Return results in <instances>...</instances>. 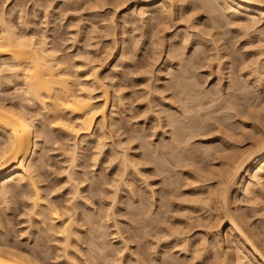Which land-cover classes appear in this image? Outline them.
Segmentation results:
<instances>
[{"label": "bare ground", "instance_id": "6f19581e", "mask_svg": "<svg viewBox=\"0 0 264 264\" xmlns=\"http://www.w3.org/2000/svg\"><path fill=\"white\" fill-rule=\"evenodd\" d=\"M40 1L42 3L45 2V1L43 2L42 0H38L35 1V3L39 6L38 9H44L45 12L50 10L47 9L46 7L50 5L53 6L52 3H54V1L52 2L51 0L50 1L46 0L48 1L47 3L50 2L49 3L50 5L49 4L45 5L46 3L45 2L43 6V4ZM65 1L67 2L68 0ZM92 1L93 3H90ZM99 1L85 0L84 2V4L87 3L86 4L87 7L88 6L92 7V8L89 7V9H87V11H90V14L93 13L88 18H90L92 15L94 17V18L91 17L94 20V22L91 21L90 23L89 21L90 23L89 28L91 26L92 28L93 27L96 28L97 22L95 25L96 15L94 16V13L95 14L97 13V15H99L100 9H103L108 5L116 6L119 9L120 6L123 7L126 6L127 4L132 3L135 9H132L133 7L132 8H129L128 6H127L128 8L126 7L128 12L125 13L123 12L124 15L122 14L123 15L122 20L120 19L123 22L122 23L123 25L122 27L119 26V29L122 30L123 26L126 28V26H130L129 24H131V26L133 27V25L135 26L137 22L140 23L142 22L144 25L148 26V34H146L145 32V36L146 35L149 36L151 42L150 41L148 42L152 43L154 48V55L153 52H151L152 54L151 58L149 57L148 59L151 60L155 56L154 61L152 60V67L154 65L153 63L154 62L157 63L159 60H161L158 58H162L163 55L166 57V61L167 59L170 60V61L168 60L170 63H173V61L175 60L176 62L178 61L177 64L175 63L177 65L175 66L176 68H174L173 65H170L169 73L167 72L168 70L166 69L167 70L166 72L170 76V79L168 83V88H166L167 84H164L167 83V81H165L163 83V89L166 88V90L168 91L164 90L163 91L164 93L163 92L161 93L159 89L162 88H160L159 86H158L159 88H157L156 85L154 86L153 84L152 86L156 87V89H154V87L152 86L149 87V90L152 87V89H154L153 92L155 93V95H157V98L156 97L153 98L154 95L151 96V98H153L152 100L153 103H155V105L151 102L150 99V103L152 104L150 105L151 107L149 108L151 109V111L150 109L147 111L148 114L150 112H151L150 115L152 114L150 118L152 122L150 123L153 124L151 128L153 132L150 131L149 129L150 132L147 133L146 131L148 129L145 128L144 126L146 131L143 129V131H145L143 134H140V132L138 131L139 132L138 135V132L136 130L135 132L137 133H134L136 135L133 134V136H129V135H128L129 137L126 136L129 130H126L125 128L127 132L121 133V132H125V131H121V128L124 127H122L123 126L122 123H121L122 126H120L119 122H121V120L118 121L119 119L117 118V116L119 117V115H116L118 112L115 113L114 111L116 105L115 102L116 103L119 102V104H122L125 97H123V100L121 101L123 96L122 94L124 93H121L118 84L115 83L116 81L120 83V81L119 80L114 81L116 78L113 76L112 79L109 73H113L114 71L116 72V70H118L121 66H123V63L125 62L127 55H129V51L130 52L133 51V49L131 50V48L127 43L128 35L126 36V34L128 33L125 32L126 30H124V28L123 31L121 32L122 34L119 33L120 35H122L123 39L122 37L120 38V35H118L119 37L116 38V39L118 38L121 39V41L119 42H121L122 49L120 48L119 50L122 51V53L121 54L119 53L118 58L116 57L118 61L116 60L117 63L114 62L116 64L113 66V70H111L113 72L110 71L104 73L108 69H105L103 72H100V69L103 68L102 65L98 64L95 66H90L92 63L96 61L94 59L93 61L91 58H86V60L84 58L83 63L80 66L76 67L77 69L74 68L76 71L71 73L70 71L71 67H69L68 65L69 62L61 54L60 46H62L65 39L64 41L62 40L63 43L61 44L62 41L60 37L57 38L58 36H56L55 38V36H53L54 37L53 39V37L47 36V34L51 31L55 33V31L53 30L50 31L46 30L48 29L47 26L49 25L48 21H50L51 19H49V17H46L47 22L45 24L44 22L35 23L33 21H35L36 19H33L32 21V18H34V16L36 17V15H33V17L30 20L28 18L31 17L28 16L29 14H27L26 16L28 17H26L24 16L25 14L20 13L22 15L18 14L19 15L18 17L20 19L19 25L16 26L13 17L16 12L15 10L17 9V7H19V5L15 8H12L8 12L7 4H9L8 2H10V0H0V211H1L0 212V264H97V257L94 254V250L95 249L97 250L98 248H100L99 250L101 256L105 259L106 258L109 259V262L107 264H115V262L118 261L117 260L118 258L116 260L114 259L113 257L114 254L120 253L122 255L123 253L121 252L123 250L125 251L128 245L124 246L123 249L121 250L119 249L120 251L119 250L116 251L111 245L108 244V242L105 241V238L107 237V236L105 237V234L95 232L96 230L97 231L101 230L104 226H107V228L104 227L105 229L103 228V230L108 229V227H110L109 222H111L110 221L111 217L114 216L113 214L115 212L113 213L112 208L111 209L108 208L109 211L107 210L106 214L102 216V220H101L102 222L101 221L99 222L100 216H98L99 214L98 209H96L97 212L93 211V213H91L90 211L88 213L86 211L88 209L84 207L85 205L84 200L86 198L83 196V193L88 192L87 193L88 195H86V193L84 194L86 196H89V193L93 189L92 193H94L95 195V193H97L98 191V188L102 187L101 186L102 184L99 183H95L94 185H91L94 183L93 182L94 180L90 183L91 186L88 184V188L89 187L92 188L91 190L87 188L90 192L87 191L86 188L83 186V183H85L84 181H88L89 179L86 180L87 177L84 174L85 170H82L83 168L85 169L86 165H85L84 155L81 152V150L84 149V145L90 143L91 141H95L96 143L95 149L98 150V152L96 151L97 153L95 154L96 157L93 158V160L96 162V163L94 162L95 164L93 166H96L97 162L100 161L99 158L101 154L104 153V149L107 148V145L108 146L111 145L110 149L112 148V151L110 150V152L115 156V160H116L115 162L118 163L117 164L118 168L116 171L118 179H113L114 181L112 180L113 182L111 183L116 188L113 196L115 197L114 202H116L115 199L118 198L119 192L121 193L120 190L123 187L122 185H125L126 188L129 187L128 191L130 187L131 189L133 187V189L130 190L129 192L134 194V186H132V181L128 180L130 176L131 178L134 176H135L134 178H138L137 176L141 175V177L145 176L146 178H148V176L146 175L143 176V172H142L143 170L141 171L142 168H139V166L140 167L145 166V163L146 166H149L150 170L152 169L154 172L157 173L158 176L159 174L164 175V172L166 173L168 171L166 175L170 172L168 169L170 167L167 168L168 164H172V166H175L173 168L171 167L172 169H170L172 170L171 171L172 173L174 170L175 172L176 170H179V168L185 169L186 171L188 168L189 173L188 172L185 173V175H187V173L189 174L187 175L189 176L188 178L189 180L188 179L187 180L193 181L192 185L194 186L197 185L195 187L196 189L198 188V190L193 192V190H195L194 189L195 187L193 186L194 187L193 190L191 189L192 193L189 192L191 194L190 195L188 194L190 198L186 197L188 200L186 198L184 199L188 204H191L190 206L192 207L187 208L189 207V205L187 207H184L183 209L185 210L184 212L182 210H178L179 212L182 211V213H184V215H182L181 218L184 217L186 219V217H188L189 215V218H187V220L189 221L190 219V222L185 221L184 218H183L184 221L187 222L188 224L185 223L183 219L181 221L185 223L184 224L186 225L185 227L186 228L188 227L190 231L194 228L193 226H195L196 229L198 228L204 229L205 226L207 233L204 231L205 229L203 231L209 236L208 238L211 239V244L209 245L206 244L207 239L202 237V234L199 237L200 238L199 243L195 242L196 241L195 239H197L196 237H193L194 238L193 240L192 239L189 240L190 238H192L189 236L190 237L188 239L189 241L185 238L188 242V244H186L185 243L186 240L183 239L185 236L182 238L180 236L181 233L179 231L177 230L172 231L171 229L174 226L171 227V225L165 228L164 226L162 227V231H163L162 234L164 235L163 237L160 238H158V236L156 235L157 242L162 243L163 242L162 240L166 239L164 241H168L170 243L169 241L170 239L173 240L174 238L175 240V238L178 237L176 238V240L179 239V241H185L184 244L182 245L184 246L187 245V247H182V246L181 247L186 249L188 248L189 251L191 248L192 251L190 252H194L193 254H195L196 252V255H198L199 253L201 254L202 252H207L209 249H211V251L214 252L213 254L209 250V252H211L213 255L211 261L209 258L210 255H206L208 256V259H204L206 261L208 260L207 261L208 264H264V221L262 225L260 223L261 225L260 226L257 224L258 221L256 222L254 220V217L257 216H259V218H262L263 216L264 218V118H263L264 116H261L262 115L261 113L263 111L261 112V110L256 107L255 109L253 107L252 110L251 108L248 109L246 111V112L249 111L247 113L248 115H246V112L240 113L241 108H239L240 109L239 110L237 108L238 106L235 109L237 103L235 105L234 102L237 97L235 94L236 92L234 91L236 83L233 82L234 81L233 77L237 73L240 74L238 76H240L239 79H241L242 77L241 74L243 75L245 72V70L243 69L246 68L245 67L242 68V71L240 69V72L237 71L231 73L230 70H234L235 66H237V60L232 58V61H230L231 59L230 57H232L231 53L234 52V47L230 48V46H234L235 44L234 42L233 43L231 42V44L229 45V40H228L230 37L231 39L233 37L232 39L233 41L236 38L235 35L237 33H239L238 35L240 36V38L242 37L245 39L246 38L245 36H247V40H248V36H251L250 32L251 33L258 32L257 34H259V36L260 35L262 36L264 34V31L261 28V27L264 28V25L259 26V24H261L264 20V0H99ZM36 4L35 6H37ZM74 4L76 5V3ZM42 6L44 8H40ZM60 6L58 5V7ZM185 6H188V8H190L188 9L190 10V14H189L190 16L194 13L189 18L190 19L189 22L186 12H183V9H186ZM83 7L85 8V5ZM48 8H51V6ZM66 9L67 8H65V10L61 9L62 11L61 13L67 15V13L65 14V12H67L70 8H68L67 11ZM92 9L94 10V12H92L93 11ZM18 10H20L19 12L23 11L22 7L21 9ZM53 11L55 12V10ZM115 12L114 15L117 14V13L115 14ZM48 13L49 12H47L46 14L47 16ZM49 14H51V11ZM54 14L58 16L56 12ZM54 14L53 15L51 14L50 17H54ZM103 15L105 16L106 14ZM103 15L102 13H100V15L98 16L99 19L102 20ZM114 15L113 17L119 20L118 18H116L117 16L115 17ZM184 16L187 17V20L186 18H184ZM106 17L108 18L109 16ZM106 17L104 22H107V20L109 21V18L107 19ZM75 18L76 20L75 19L74 20L78 21L76 23L74 20L71 21L69 18L70 21L69 27L75 26L76 24L79 23L80 27L81 26L83 27L81 28L83 30L86 26L81 25L82 21H80V19L78 20L77 16ZM239 18L242 20V22L241 21L238 22ZM53 19H55V17ZM57 19L55 21H57ZM117 20L112 19L111 21L112 27L114 29L117 28L116 27V25H118ZM236 20L237 23L235 22ZM182 21L183 22L187 21V26L188 23L191 24L189 26V30L195 29V33H193L194 41L195 38L197 37V40L192 45L194 48V49L192 48V50L194 51L192 53L191 51H189V53H191L190 56H187L188 54L185 55L186 53L185 51L187 49V46L189 45V43L186 42V39L189 38L188 39L189 41L193 40L191 39L193 38L192 37L193 35L191 36V33H188V38H186L187 31L185 30L187 29L179 28L180 30L184 29L183 33L178 30L176 33L174 32V34H171L170 37L169 34L167 38L166 36L165 38L162 37L165 32L170 31L169 29L171 28H175L177 24L180 25ZM86 22L88 23L87 19L85 23ZM38 23L41 25L43 24L44 25L43 29H45L42 34L39 33L40 36H38V34L36 35L35 32H33V26L35 27V25H38ZM71 23L74 24L72 25ZM243 23L244 24L247 23V24L243 25ZM19 26L21 27L20 29L18 28ZM78 26L79 25L75 27L76 30L77 28L80 29ZM106 27H108V25ZM232 27L233 28L237 27V28L236 30L235 29L231 30ZM49 28L55 29V27H49ZM89 28H87L88 31L86 32V35L83 37V39L85 38L84 40H87L88 36L90 37L95 36L92 35L90 32L92 28H90L91 30ZM114 29L111 30V32L116 33ZM184 31L186 32V34ZM193 31L194 30H192V32ZM89 32L91 35L89 34ZM232 32L235 35L232 34ZM161 33L163 34L160 37L159 35ZM230 33L231 36L230 37L228 36L229 38L226 39L225 38L227 37L226 35L227 34L230 35ZM77 34L80 33L77 32ZM239 36H237L238 39ZM261 36L260 38H262ZM49 38H51L52 40ZM129 38L130 40L132 39V37ZM179 39L180 40L184 39V41L181 40L180 43L182 44L183 42L182 45L185 44L186 46L184 45L183 48L179 46L178 45ZM250 39L248 40L249 42ZM259 41H261L262 43L264 41V36L262 40L260 39ZM148 42L147 44H149ZM191 42L192 41H190V43ZM119 44L120 43H118V45ZM248 44L249 43H247V45ZM152 45L150 44L151 47ZM260 45L261 44L259 43V45L257 46ZM262 45L264 46V44ZM109 46L111 45L109 44ZM261 46L259 47L260 49L263 47ZM161 47L162 49L160 50L159 48ZM163 47L165 49H163ZM107 48L104 50V54L106 53ZM128 48H130V50ZM229 48L231 50L233 49L232 50L233 52L230 53ZM109 50H111L112 52V47H109ZM109 50L107 51V53L109 52ZM110 53H108L109 54L108 58L112 54ZM134 54L135 53L132 54L133 57L129 56L131 60L128 58L127 61L129 60L132 61V58L136 57ZM256 55H258L257 56L258 58L253 57L254 55L253 56L251 55L252 61L250 62V65L255 61L254 62L255 64L253 63L254 65H252V67H254L255 65L256 66L253 68V70H251V72L253 71L254 74L252 73L251 75L249 73L250 75L248 74L249 75L248 77L255 75L256 78L261 83H264V58H262L264 56V51L261 49L259 50L258 54L256 52ZM184 56L187 57L185 58ZM101 61L99 62L100 64ZM205 62H208L209 67L207 66V68L210 70V72L207 71L208 72L207 74L209 75L210 73V77H211L213 74L216 73L217 80L221 78L218 76L223 77L225 75L223 73L225 72L224 70H227V75H228V70L230 71L229 72L230 76L228 75L229 76L228 78H230V80H228L227 78V80L229 81V85L227 88L228 94L223 93L224 92L223 88L220 87L218 88L217 83H221L219 80H218L219 82L217 81L216 84L214 83L215 87L217 86L216 88L212 86V88H214L215 91L214 89L204 90V88L202 90H199L200 88H198V86L200 83L198 84V80H195L198 79L199 76L193 74H195L196 72L197 74H199V72L196 69L198 70H201L202 68L204 69L206 67V64H204ZM213 63L215 64V67L212 66ZM102 64H104V62ZM143 65L145 66L148 65L149 68L151 67L150 63L149 64L146 63ZM140 66L141 68H143L142 65ZM210 67H213L214 71L212 68L210 69ZM82 68L83 69L86 68V69L82 70ZM120 69L122 70V68ZM147 71L149 72V70ZM121 73L122 72H120V74ZM117 75H118V71H117ZM165 75L167 74L165 73ZM210 77L208 76L209 79ZM223 78H225V76ZM235 78H237L236 75ZM256 78H254V80H256ZM258 80H256V82ZM21 81H23V87L19 89H15L16 90L14 93L15 96L10 97L6 94V92H4L5 91L4 88H6L5 86H10L14 83H18ZM158 81L160 82L159 77L157 83ZM245 81L247 82L248 80L245 79ZM245 81L242 82L246 83ZM260 82L258 84H260V86H263V84H261ZM250 85L251 84H248L247 87H249ZM237 87H239L240 90L239 83L238 86H236V88ZM243 87H241L240 92L242 93L244 92V94L247 95L244 91L246 90L245 89L246 84L244 89H242ZM111 89H113L114 91L113 90L111 91ZM120 89L121 90L123 89L122 86ZM248 90L249 88L246 91L248 92ZM170 91L172 92L170 93ZM95 92L98 94H95ZM111 92H115L114 97H112ZM119 92L121 93V95ZM122 92H124V90H122ZM165 92L166 93L169 92L168 94H172V95L166 98L164 97V94H166ZM116 93L119 95L116 96ZM242 93H240V95ZM158 95L160 97H158ZM225 95L228 97H226ZM240 95L238 97H240ZM234 97H236L235 100L234 99L232 100V98ZM127 98L129 97H127L126 95V99ZM205 98H207L208 100ZM115 99H117L118 101H115ZM166 99L167 100L171 99L172 101L170 100L167 101ZM209 99H211V101H209ZM220 99H224L225 101L222 100L223 103L224 102L230 103V105L232 106L229 107V104L226 105L227 107L224 106L225 110L229 111L227 113L225 111L224 113L226 114L229 113V114L226 115L227 117L225 116L227 121H225L226 119L223 121L227 122V124L229 122L230 123L229 125H225V122H222L221 124H223L224 126L220 125L222 130H219L220 126H218V124H220V122L222 121L221 120L222 117H220L218 122L215 121L216 124L218 123L216 125L218 126V128L216 127L218 129L217 132L219 133L220 131L221 133V134L220 133L217 134V136L219 135L220 137L218 138L216 137L218 140L217 142H220L219 143L220 145L222 144L221 146L218 144L219 145L218 146L213 143V140L205 141L204 140L205 138L203 139V137L199 134H201V132L204 133L205 131L206 134H203L205 137L209 136L210 139L213 136L212 134H210L211 132L210 129L213 130L212 129L213 125L209 122L211 120L212 122H214L215 118L214 119L212 118L213 112L211 114L210 113L206 114L207 111L205 110L206 115L202 116L204 114L203 107L205 106V103L209 105L212 104V102L216 103L218 100L221 101ZM203 100H205L206 102ZM125 101L123 103H128L127 102L128 99ZM165 101L168 103H166ZM113 104H114V108L110 109L111 106L113 107ZM176 104L178 105L175 106ZM211 106L210 107L205 106V108L208 107V111H212L211 109H214V107L212 108ZM35 107H37V109ZM123 107L125 108L126 105L124 106L123 104L121 109H123ZM129 109L127 108V111H130ZM201 110H203V112ZM235 110L237 111L236 113L237 115L235 114L236 112ZM199 112L200 113L202 112V114L199 115ZM214 112H215L214 113V117H215V115L217 114L216 111ZM230 113H232V115ZM234 114L236 116H243V118L244 116L246 117L250 115L248 118L252 117L253 120H255V123H253L252 119L251 118L249 119L252 124L251 130H248L249 129L248 125L244 124L246 123V121H242L244 122L243 125L239 124L236 130V127L234 125L237 124V122H234V124H232L231 123L232 121L229 120V118H232V116L235 118ZM150 115H147L148 119ZM205 117H207L206 120H204ZM206 124H208V127L206 126ZM158 128L159 129L161 128L162 131H160L161 129L159 130ZM55 129L60 131L59 136L61 138L59 139L57 137L56 138L57 140H55L54 143H57L62 140L64 141L62 142L64 143V145L65 143L69 144L68 149L65 148L62 149L63 148L61 147L63 145L62 143H60L59 147L56 148V149H62L64 151L63 155L65 157L62 158L63 160L62 164L64 166V174L66 176L65 179L66 183L64 185L65 186L67 185L66 188L68 187V185H70L68 189V191L70 190L69 193H65L66 194L65 197L68 199L64 201L62 199L61 201L54 199V198L58 199L61 196V195L57 196V194L60 193L54 194L55 191L60 192L61 188L58 189V191L54 190V187H52L53 188L52 189L50 184H47V182L45 184L46 178L44 179L43 177L46 176L43 175V170H45L44 168L48 166V163L46 162V160H44V156L48 154L43 155L44 154L43 144L47 140H49L48 138H50L51 135L55 134L53 133L54 132L53 130ZM199 129L201 131H199ZM157 130L160 131L161 133H159ZM206 130H209V132ZM130 131L128 132L129 134L133 133L131 129ZM156 131L158 134L156 133ZM146 133L148 135L152 134L151 137L147 138V136H145ZM124 135L128 137L127 141L122 140ZM126 137H124L125 140ZM155 137L157 138L158 141L156 142L153 140L151 142L147 141V139L151 140V138L154 139ZM114 138H116L118 141H116V139ZM194 138L195 139L202 138L204 141H201L202 143L201 144L199 142L201 139L200 140L198 139L199 140L198 142L200 143L198 144L192 141L194 140ZM136 139L140 140L139 142L141 143H139V145L143 148L142 151L144 152L142 153L141 151L142 155L141 153L140 155L142 159L140 158L139 162L138 160L136 161V159L134 158L135 156L132 157V154L130 155V152L132 150L130 148L131 146L130 144H132L133 141H137ZM244 142L248 143L247 147L242 146L243 144H245ZM195 145H200V146L202 145L203 146L202 153L204 154H201L200 151H198L199 149L197 150L198 151L197 152L196 148L198 146L195 148L194 147ZM119 148H121V150ZM198 153H200L201 156L196 155ZM140 155L137 156V158H139ZM206 158H208L207 162H205ZM141 162H144V164H141ZM203 162H205V164ZM198 163H202V165H198V167H196ZM192 166L195 167L193 168ZM150 170L147 169V171L149 172ZM170 174L171 173L167 175L168 179L170 177L171 179L173 178L172 175L169 176ZM181 174L183 175L182 172ZM163 175L159 177H162L160 179L164 182V178L167 177L165 176L163 177ZM178 175L180 176V174ZM150 178H155V176ZM162 181L160 183H162ZM168 182H170L171 184L173 183V181L172 180L170 181V179L167 181V183ZM178 182L179 181L177 180V183L175 184L174 182V184L177 185L179 184ZM189 183L190 182H188L187 186L188 187L191 186L190 188H192V185ZM171 184L170 186L167 185V187L166 184H164V186L166 188L171 187L170 189H172L174 185ZM48 185H50V187ZM95 186H97L98 188L96 189ZM149 186L150 185H148V187ZM153 186L155 185L152 184V186H150L149 189L146 191L148 194L149 193L152 194L154 192L153 189H155L156 186L155 187ZM62 188H64V186ZM179 188H177L176 191ZM94 190L96 192H94ZM151 190L153 191L152 193ZM158 191L159 190H157L156 192L158 193ZM140 192L143 193L142 191ZM173 192L174 190H172L170 194L175 195V193ZM92 193H90L89 198L87 197L88 199L91 198V195H93ZM136 193L138 194V191ZM153 194L149 196H152L154 198L155 195L158 196V194H156L155 192ZM184 194H182V196ZM139 195H140V200L137 199V204L139 201L140 203L138 205L132 204L131 200H129L131 202L128 203V205H130V209L136 210L137 212L135 213L138 214V215L136 214L137 216L143 217L147 215V217H149L150 220H152L153 222H158L157 223L158 225L162 221L165 222L163 218L165 213L163 211H162L163 216L161 214H158V212H157L158 215L155 214L156 209L154 205H156L155 203H157L158 201L156 202V200H153L154 198L150 197L151 202L153 201V203L151 204L147 196L143 197V195L141 194H138L136 196ZM174 195H170V196L174 197ZM185 196H187V193L185 194ZM65 197H63V199H66ZM146 197L148 198V202H150L147 205L154 206V208L150 207L151 210L147 208L144 199ZM159 197H161L159 198L160 208L164 207L165 205L167 208L165 212L169 213L168 208L169 207L171 208L174 203L171 204L172 206H170L168 202H170V200L171 202H173L172 200L175 198L168 199L167 195L166 196L160 195ZM241 197L244 198L241 199ZM88 199L86 200V202H88ZM131 199H133V197ZM184 200L183 201L181 200V202L178 203L179 204L178 208H180V206L183 207L182 204L185 202ZM132 201L136 203L135 199H133ZM166 203H168L169 205H166ZM187 203L184 204V206L187 205ZM88 204L90 203H86V205ZM112 205H115V203H113ZM131 206H133V208ZM111 207H115V206H111ZM152 209H155L154 212L152 211ZM85 211L87 213H85ZM203 211L205 215L199 216V214L201 215ZM13 214L16 215V217L22 215L21 217H19V219L22 218L23 216L26 218L25 219L23 217L24 220L23 219L22 220L24 223L28 224V226L26 227L27 230H24L23 228V230L21 231L22 234H20V230H19L20 235H15L21 237V239H23L22 237H26L24 235H27L26 239L24 238L25 240H27V242L24 241L26 242V244L22 242H18L16 239H12L13 237H11L14 236L12 232H14L13 227H15L14 224H16V223L13 224L12 218H10V216ZM192 215L194 217H192ZM160 217L161 219L163 218V220H160ZM201 217L204 218L203 221L200 220L202 219ZM15 220H17V218H15ZM198 220L201 221V223ZM181 221L179 222L181 223ZM194 221L196 222L198 221L199 223H195ZM21 222L22 221H20V223ZM24 223H21L22 226L26 225ZM177 223L176 226H178ZM190 223H192L191 225L194 224L193 226H191L192 228L188 226L190 225ZM200 225L202 226L204 225V226L202 227ZM17 226L19 227V225ZM86 226L87 228L88 227L89 228L85 230L84 228ZM116 226H118L117 223ZM180 226L182 227L183 224L181 223L179 227ZM186 228L184 229V232ZM123 230L121 231V228H119V230H117L116 232L118 236L121 238L124 235ZM193 230H195V228ZM190 231H188V234L193 232ZM124 232L126 231L124 230ZM85 233L90 234L91 237H93V235H96L95 237L98 238V239L96 238L97 240H93L95 238L90 239V241L92 240L93 242L89 244L88 248H85L84 246ZM91 233H93V235ZM156 233L159 234V231ZM19 237L17 239H19ZM180 238H182L183 240H180ZM99 239H102V241L99 242ZM13 240L15 241L13 242ZM173 242L177 243V241H173ZM164 243L165 245L168 244L167 242ZM23 244L27 246H23ZM167 248L165 250H167ZM165 252L169 253V248L168 251ZM112 253H114L112 256L113 260H111V257L108 258L110 254L112 255ZM207 254L209 253L207 252ZM201 255H204V253ZM164 257L165 256L162 253V258ZM199 257L201 258V256ZM169 258L170 255L169 257L167 255V260ZM119 261H122V258H119ZM206 261H204V264H207Z\"/></svg>", "mask_w": 264, "mask_h": 264}, {"label": "rangeland", "instance_id": "374dc122", "mask_svg": "<svg viewBox=\"0 0 264 264\" xmlns=\"http://www.w3.org/2000/svg\"><path fill=\"white\" fill-rule=\"evenodd\" d=\"M20 1V2H19ZM30 1V2H29ZM35 1H38V0H35ZM35 1L34 0H10V2H8L9 4H7V10H8V12L12 9V8H15V7H17L18 5H19V7H17V9L15 10L16 12H15V14H14V17H13V19L15 20V24H16V26L17 25H19V15H22V14H20V13H23V14H25L24 16H26L27 14H29L28 16H31V17H28V16H26V17H28L30 20H31V18L33 17V15H36V17L34 16V18H32V21H33V19H36L35 21H33V22H39V23H43L44 22V24L47 22V18L46 17H49V19H51V20H53V21H48L49 22V25H50V23H51V25L49 26V27H55V29L57 30H55L54 28H49L48 26H47V28L48 29H46L47 31H50V30H53V31H55V33L54 32H49L48 34H47V36L48 37H53V36H55V38H56V36H58L57 38H59L60 37V39H61V41L63 40L64 41V39H65V41H64V43H63V41L61 42V44H62V46H60V48H61V54H62V56H64V58H66L67 59V61L69 62V67H71L70 68V71H71V73L72 72H75L76 70L75 69H77L76 67H78V66H80L82 63H83V61H84V58H85V60H86V58H91L92 60L94 59L96 62H94V63H92L90 66H95V65H102V69H100V72H103L105 69H108L107 71H105L104 73H107V72H110L111 70H113V66L117 63L116 62V60H117V58H118V55H119V53L121 54L122 53V51H120L119 49L121 48L122 49V45H121V42H119V41H121V37H122V35H120V34H122L121 32L123 31V28H124V30H126L125 32L126 33H128V34H126V36L128 37H126L127 39H128V41H127V43H128V45H129V47L131 48V50L133 49V51H129L130 50V48H128L129 50V55H127V57H126V59H125V62L123 63V66H121L120 68H122V70L119 68L118 70H116V72L114 71H111V72H113V73H109V75L111 76V78L114 76L116 79L114 80V81H116V80H119L120 81V83L118 82V81H116L115 83H117L118 84V87H119V90L121 91V93H124V94H122L123 96H122V99H121V101L123 100V97H125L124 98V101L125 100H127L128 99V103H123L122 102V104H119V102L118 103H116L115 102V109H114V111H115V113H117L116 115H119V117L121 118H119L118 116H117V118L119 119L118 121H120L121 120V122H119V124H120V126H122V124H123V126L122 127H124V128H121V131H125V132H121V133H126L127 131L126 130H129L130 131V129L132 130V132L133 133H131V134H129L128 132H127V135L126 136H133V134L134 133H137L138 131L140 132V134H143L145 131H146V129L145 128H147L148 130L146 131L147 133H149L150 131H152L151 130V128H152V126H153V124L152 123H150V122H152V120L150 119L151 118V115H150V113L148 114L147 113V111L150 109L149 107H151L150 105L153 103V98L154 97H156L157 98V95H155V93L153 92V90L154 89H156V87L157 88H162V89H159L160 91H161V93L165 90V91H168V90H166V88H168V83H169V79H170V76L168 75V73L170 72V65H173L174 66V68H176L175 66H177L176 64H177V62H176V60L175 61H173V63H170L169 61V59H167V61L169 62H167L166 61V57L163 55L162 56V58H158V59H161V60H159L157 63L156 62H154L153 64V67H152V60L154 61V58H155V56L150 60V59H148L149 57L151 58V52H153V55H154V48H153V45H152V43H150L151 42V40L149 39V36L148 35H146L145 36V32H146V34H148V26L147 25H144L142 22L140 23V22H137V24H135V26L133 25V27L131 26V24H129L130 26H126V28L123 26V28H122V30H120L119 29V26H121L122 27V17H123V15H124V13L125 12H128L127 11V8L129 7V8H132V9H135L134 8V5H132V3H130V4H127L126 6H120L119 7V9L116 7V6H111V5H108V6H106V7H104L103 9H100L99 10V15H100V13H102V15L103 14H106L105 16L103 15L102 17L104 18H102V20L101 19H99V15H97V13L95 14L94 13V16H95V25H96V22H97V25H96V28H92V26L90 27V28H92V30L89 28V24L91 23V21H93L94 22V20L91 18V17H93V15L90 17V18H88L91 14H93V13H91L90 14V11H87V9H89V7L90 6H86V4H84V2H85V0H70L71 1V4H70V1L68 0L67 2L65 1V0H51L52 2L54 1V3H52L53 4V6L52 5H50L49 3H47L48 1H46V0H42L44 3H45V5L47 4H49L50 6H51V8H48V7H50V6H47L46 8L47 9H50V10H48V11H46L45 12V10L44 9H38V5L35 3ZM50 1V0H49ZM97 1V0H96ZM99 1V0H98ZM41 2V1H40ZM69 2V3H68ZM100 2V1H99ZM42 3V2H41ZM44 3H42L43 4V6H44ZM57 3H58V5L60 6V4H61V6L60 7H58V5H57ZM64 3V4H63ZM74 3H76V5L74 4ZM79 3V4H78ZM90 3H93V1L92 2H90ZM35 4L37 5V6H35ZM73 4V5H72ZM89 4V3H88ZM72 5V6H71ZM79 5H80V7H79ZM82 5V6H81ZM85 5V8L83 7ZM130 5V6H129ZM40 7V8H44V7ZM68 6V7H67ZM76 6V7H75ZM128 6V7H127ZM21 7H22V9H23V11L22 12H19L20 10H18V9H21ZM55 7V8H54ZM56 7H57V9H56ZM63 7H65V8H70L68 11H69V13H68V11H67V9H66V11L67 12H65V14L67 13V15H64V14H62L61 12V9H64L65 10V8H63ZM77 7H79V8H77ZM122 7V8H121ZM127 7V8H126ZM45 8V9H46ZM90 8H92V7H90ZM185 8L188 10V9H190V8H188V6H185ZM52 9V10H51ZM95 9V8H94ZM186 9H183V12H186V15H187V17H188V22L190 21V17L194 14H192L191 16L189 15L190 14V10H186ZM18 10V11H17ZM53 10H55V12H56V14H58V16H60V17H58L57 15H55L54 13V11ZM93 10V9H92ZM186 10V11H185ZM50 11H51V14L53 15L54 14V17H55V19H53L54 17H50V15L51 14H49L50 13ZM58 11V12H57ZM116 11V12H115ZM26 12V13H25ZM47 12H49L48 13V16L46 15L47 14ZM52 12H54V13H52ZM63 12V13H64ZM92 12H94V10L92 11ZM96 12V11H95ZM97 12H98V9H97ZM114 12H115V14L116 15H114ZM124 12V13H123ZM188 12V13H187ZM36 13H38V14H36ZM89 13V14H88ZM19 14V15H18ZM74 14H75V16H74ZM123 14V15H122ZM178 14V13H177ZM185 14V13H184ZM113 15L116 17V18H118L119 20H117V19H115L114 17H113ZM121 15V16H120ZM185 15V16H186ZM57 16V17H56ZM77 16V19L79 20L80 19V21H82V23H81V25H83V26H86L83 30L81 29V28H83L82 26L80 27V24L78 23V24H76L75 26H71V27H69L70 26V21H69V18H70V20L71 21H73L74 19L76 20V17ZM106 16H109L108 18H109V21L107 20L108 18L106 17ZM184 16V18H186V20H187V17H185ZM74 17V18H73ZM97 17H98V19H97ZM105 17L107 18L106 20H107V22H108V24H107V22H104V20H105ZM27 18V19H28ZM59 20H58V19ZM72 18V19H71ZM94 18V17H93ZM57 19V21H55ZM64 19V20H63ZM86 19L88 20V23L86 22L85 23V21H86ZM112 19L113 20H117V24L118 25H116V29H114L113 27H112V24H111V21H112ZM63 20V21H62ZM74 20V21H75ZM185 20V19H184ZM238 20V19H237ZM237 20L235 21L236 23H237ZM69 21V22H68ZM89 21H90V23H89ZM181 21V20H180ZM239 21H241L242 22V20L239 18V20H238V22ZM76 22H78V21H75V23ZM183 22V21H182ZM180 23V25L179 24H177L176 26H175V28H171V29H169L170 31H167V32H163V33H161L159 36L161 37V35L163 34V36L162 37H164L165 38V36H166V38H167V36H168V34H169V37H170V35L171 34H174V32L176 33L178 30L180 31V32H182L183 33V30L184 29H182V30H180L179 28H185V29H187V30H185V31H187V34H186V32H185V34L187 35V37L186 38H188V33H191V36L193 37V38H191V39H193V40H190V41H192L191 43H190V41L188 40V39H186V38H184V39H186V42H188L189 43V45L187 46V49H186V53H185V55L186 54H188L187 56H190L191 55V53L194 51V50H192V48H193V44H194V42L197 40V37L195 38V41H194V34L193 33H195V29H192V30H194L193 32H192V30H189V26L191 25L190 23H188V26H187V21H185V22H183V23ZM244 22V21H243ZM38 23V25H35V27L33 26V32H35V34L37 35L38 34V36H40V34H42L43 33V31L45 30V29H43L44 28V25L42 24H39ZM55 23V24H54ZM179 23V22H178ZM72 24V23H71ZM74 24V23H73ZM72 24V25H73ZM140 24V25H139ZM245 24H247V23H245ZM244 23H243V25H245ZM77 25H79L78 27L82 30H80V29H78L77 28V30H80V31H77L76 30V28L75 27H77ZM95 25H93V26H95ZM108 25V27H106ZM235 25V24H234ZM236 25H238V24H236ZM262 25H264V20H263V22L261 23V24H259V26H262ZM110 26H111V28H113L115 31H116V33L115 32H111V30H113V29H111L110 28ZM239 26H240V23H239ZM120 27V28H121ZM186 27H188V28H186ZM234 27V26H233ZM232 27V29L231 30H236V28L237 27H235V28H233ZM19 29L21 28L20 26L18 27ZM45 28H46V26H45ZM87 28H89L91 31V34L92 35H95V36H88V38H87V40H84L83 39V37L86 35V32L88 31L87 30ZM146 28H147V30H146ZM228 28H231V27H228ZM228 28H227V30H228ZM262 29H263V31H264V28L263 27H261ZM94 29V30H93ZM225 29V28H224ZM117 30H118V33H117ZM146 30V31H145ZM172 30V31H171ZM226 30V31H227ZM79 32L80 34H77V32ZM189 31V32H188ZM191 31V32H190ZM38 32V33H37ZM90 32H89V34H90ZM234 32V31H233ZM232 32V34H234ZM236 32V31H235ZM40 33V34H39ZM45 33V32H44ZM47 33V32H46ZM53 33V34H52ZM120 33V34H119ZM241 33V32H240ZM255 32H253V33H251L250 32V35L251 36H248V40L250 39V37H251V39H250V42L247 40V36H245L246 38L244 39V38H240V36L238 35L239 33H237L235 36H236V38L232 41V39H233V37H232V39H231V33H230V35H226L227 37H225L226 39H228L229 37V45L231 44V42L233 43L234 42V46H230V48L231 47H234V52L229 48V52L231 53V52H233V53H231L232 54V57H230L231 59H230V61H232V58H234V59H236L237 60V66H235V68H234V70H230L231 71V73L232 72H237V71H239L240 72V69H241V71H242V68H246V69H243V70H245V72H244V77H243V75L241 74V79H239L240 78V76H238V75H240V74H235L236 76H237V78H235V75H234V83H236L235 84V88H234V91L236 92L235 94H236V97H234V98H232V100L234 99L235 100V98H236V100H235V105H236V103H237V105L235 106V109H236V107L239 109V108H241V111H240V113H243V112H246L248 109H250L251 108V110H252V108L254 107V109H255V107L256 108H259L260 110H261V116H264V83H261L257 78H256V76L254 77V76H250V77H248L250 74L252 75V73H253V71L251 72V70H253V68L256 66H254V67H252V65H254L255 63V61L250 65V62L252 61V56L253 57H256V58H258L257 56L258 55H256V52H257V54L259 53V50H263L264 51V46L262 45V44H264L263 42L261 43V41H259L260 39L262 40V38H263V36H264V34L261 36L262 38H260V36H259V34H257L258 32H256L255 34H254ZM88 34V35H89ZM90 34V35H91ZM115 34V35H114ZM125 34H124V36H125ZM185 34H184V37H185ZM242 34V33H241ZM46 35V34H45ZM117 35V36H116ZM118 35H120V38H118V39H116L117 37H119ZM116 36V37H115ZM229 36V37H228ZM237 36H239V39L237 38ZM114 37H115V40H114ZM129 37H132V39L130 40V38ZM63 38V39H62ZM125 38V37H124ZM260 38V39H259ZM49 39H51V38H49ZM53 39H54V37H53ZM74 39H76V40H74ZM122 39H123V37H122ZM184 39L182 40V41H184ZM52 40V39H51ZM118 40V41H117ZM181 40L179 39V46H181L182 48H183V46L185 45H182L183 44V42H182V44L180 43L181 42ZM188 40V41H187ZM59 41V40H58ZM148 41H150V42H148ZM60 42V41H59ZM114 42H116L117 43V46H116V43H114ZM147 42L149 43V44H147ZM118 43H120L119 45H118ZM185 43V42H184ZM247 43H249V44H251V45H247ZM259 43L263 46H261L262 48L260 49L259 47L260 46H257V45H259ZM60 44V45H61ZM109 44L111 45V46H109ZM150 44L152 45V47L150 46ZM191 45V46H190ZM107 46H108V48H107ZM126 46H127V44H126ZM186 46V45H185ZM105 47V48H104ZM109 47H112V52H111V50H109ZM107 48V50H106V53L104 54V50ZM191 48V49H190ZM111 49V48H110ZM160 50L162 49V47L161 48H159ZM163 49H165L164 47H163ZM190 49V50H189ZM194 49V48H193ZM259 49V50H258ZM109 50V52L108 53H110L111 54V56L108 58V53H107V51ZM159 50V51H160ZM182 51H183V49H182ZM181 51V52H182ZM189 51H191V53H189ZM135 53L134 55L136 56V57H134V58H132V61H130L131 60V58L129 57V56H131V57H133V53ZM255 52V53H254ZM214 53V52H213ZM252 55V56H251ZM187 56H184L185 58L187 57ZM237 58H236V57ZM117 57V58H116ZM105 58V59H104ZM130 59L129 61H127V59ZM145 58V59H144ZM262 58H264V56L262 57ZM90 59V60H91ZM104 61H103V60ZM148 59V60H147ZM164 59V60H163ZM93 60V61H94ZM101 61V64L99 63L100 61ZM157 60V59H156ZM254 60V59H253ZM118 61V60H117ZM239 61V62H238ZM104 62V64H102ZM109 62V63H108ZM114 62H116V63H114ZM151 64V69H152V71H151V69L149 68V66L148 65H143V64ZM149 62V63H148ZM244 62V63H243ZM112 63H114V64H112ZM166 63V64H165ZM168 63V64H167ZM176 63V64H175ZM204 64H206V67L203 69H201V70H198V69H196L198 72H199V74H197V72L195 73V74H193V75H198L199 77H198V79H195V80H198V84H199V86H198V88H200L199 90H202L203 88H204V90H212V89H214V88H212V86H214L215 87V84L217 83V81L219 80L221 83H217V86H218V88L220 87V88H223L224 90V92L223 93H227L228 94V85H229V81L228 80H230V78H228L230 75H229V70H228V75H227V70H224L225 72H223L224 74V76H225V78H223L222 76H218V77H221L220 79H218L217 80V75H216V73L215 74H213L211 77H210V73H209V75L207 74L208 72H210V70L207 68V66L209 67V65H208V62H205ZM140 65H142V67L143 68H141V66ZM241 65V66H240ZM135 66V67H134ZM148 66V67H147ZM168 66V67H167ZM205 66V65H204ZM213 67H215V64L213 63V65H212ZM145 67H147V68H145ZM213 67H210V69L212 68L213 69V71H214V68ZM252 67V68H251ZM75 68V69H74ZM88 68V67H87ZM207 68V69H206ZM84 69H86V68H84ZM83 68H82V70H84ZM163 69V70H162ZM164 69H165V72H164ZM168 71H167V70ZM237 69H239V70H237ZM121 70V71H120ZM147 70H149V72L147 71ZM195 70V71H196ZM117 71H118V75H117ZM163 72V74H162V72ZM168 73H167V72ZM208 71V72H207ZM120 72H122L121 74H120ZM124 72V73H123ZM211 72H212V70H211ZM238 72V73H239ZM165 73L167 74V75H165ZM250 73V74H249ZM120 74V75H119ZM124 74V75H123ZM161 74V75H160ZM245 74H246V76H245ZM249 74V75H248ZM254 74V73H253ZM117 75V76H116ZM159 75V76H158ZM210 77V79L208 78V76ZM123 76V77H122ZM158 77H159V80H160V82L158 81V83H157V80H158ZM167 77V78H166ZM251 77H254V78H256V80H258L261 84H263V86H260V84H258L257 82H256V80H254V78H251ZM196 78H197V76H196ZM227 78H228V80H227ZM113 79V78H112ZM242 79H244V80H242ZM245 79L246 80H248L247 82L245 81ZM227 80V81H226ZM236 80V81H235ZM239 80V81H238ZM245 81L246 83H243L242 81ZM165 81H167V83H164ZM218 81V82H219ZM242 82V83H241ZM254 82V83H253ZM80 83V82H79ZM163 83L164 84H167V87L166 88H164L163 89ZM215 83V84H214ZM228 83V84H227ZM238 83H239V86H240V90H241V87H243V84H244V87H245V84H246V87H245V89L247 90L248 88H249V90H248V92L246 91V90H244L245 91V93L247 94V95H245L244 94V92L242 93V92H240V90H239V87H237L236 88V86H238ZM152 84L155 86L156 85V87H154V86H152ZM248 84H251L249 87H247L248 86ZM257 84H258V86H257ZM121 86H122V90H124V92H122V90L120 89L121 88ZM150 86H152V87H154V89H152V87L150 88V90H149V87ZM159 86V87H158ZM209 86H211V87H209ZM216 86V87H217ZM225 86V87H224ZM6 88H4V92H6V94L8 95V96H10V97H12V96H15V89H19V88H22L23 87V81H21V82H18V83H14V84H12V85H10V86H5ZM165 87V86H164ZM215 87V88H216ZM244 87L242 88V89H244ZM210 88V89H209ZM113 89H111V91H112ZM114 91V90H113ZM150 91V92H149ZM214 91H215V89H214ZM237 91H238V93H237ZM243 91V90H242ZM172 91H170V93H171ZM230 92V91H229ZM112 94V97H114V93L115 92H111ZM120 93V92H119ZM121 93H120V95H121ZM164 93V92H163ZM166 93V92H165ZM169 93V92H168ZM168 93H166V94H164V97H170V95H172V94H168ZM240 93H242L241 95H240ZM14 94V95H13ZM95 94H98V93H96L95 92ZM117 95H119V94H117L116 93V96ZM126 95H127V97H129V98H127L126 99ZM128 95H131V96H128ZM152 95H154L153 96V98H151V96ZM240 95V97H238ZM115 96V97H116ZM161 96H163V95H161ZM226 96V95H225ZM130 97H131V99H130ZM158 97H160L159 95H158ZM216 97V96H215ZM226 97H228V96H226ZM150 99H151V102L152 103H150ZM205 99H207V98H205ZM155 100V99H154ZM167 100V99H166ZM168 100H170V101H172L171 99H168ZM167 100V101H168ZM208 100V99H207ZM213 100V99H212ZM221 101L223 100V101H225L224 99H220ZM115 101H118L117 99H115ZM120 101V100H119ZM203 101H205V100H203ZM202 101V102H203ZM209 101H211V99H209ZM208 101V102H209ZM221 101H217L216 103H214V102H212V104H207V103H205V106H208V107H210L211 105V107L213 108L214 107V109H211L212 111H208V107H206L205 108V106L203 107L204 109V112H203V110H201L204 114L202 115V116H204V115H206V114H208V113H212L213 112V114H212V118L214 119V122H212V120L211 121H209L213 126H212V129L213 130H211L210 128H208V129H210V131L212 132H210V134H212L213 136L209 139V136H207V137H205L203 134H206V132L204 131V133H202L201 132V134H199V135H201L202 137H203V139L205 140V141H207V140H213V143L215 144V145H218L220 142H217L218 140H217V138L218 137H220L219 135L217 136V134H219L220 133V131H219V133L217 132V128H218V126H220V125H222V126H224L223 124H221L222 122H225V121H227V119H226V115H228V114H226L227 112H229V111H226L225 110V108H224V106L225 107H227L226 105H228L229 104V107L230 106H232V105H230V103H223V101L221 102ZM126 102V101H125ZM166 102V101H165ZM202 102H201V104H202ZM206 102V101H205ZM166 103H168V102H166ZM173 103V102H172ZM171 103V104H172ZM211 103V102H210ZM123 104H124V106L126 105V107L124 108L123 107V109H121L122 108V106H123ZM154 105H155V103H153ZM204 104V103H203ZM207 104V105H206ZM215 104V105H214ZM225 104V105H224ZM122 105V106H121ZM173 105V104H172ZM178 104H176L175 106H177ZM195 105H197V104H195ZM121 106V107H120ZM127 106H129V107H127ZM132 106V107H131ZM174 106V105H173ZM251 106V107H250ZM263 107V108H262ZM36 109H37V107H35ZM112 108H114V104H113V107L111 106V108L110 109H112ZM127 108L129 109V108H131V109H133V110H131V109H129L130 111H127ZM156 108H159V107H156ZM232 108V107H231ZM233 108H234V106H233ZM218 109H220V110H218ZM205 110L207 111V113L205 114ZM232 110V109H231ZM230 110V111H231ZM240 110V109H239ZM238 110V111H239ZM245 110V111H244ZM250 110V111H251ZM257 110V109H256ZM259 110V111H260ZM150 111H151V109H150ZM214 111H216V114L217 115H215V117H214ZM226 111V113H224ZM234 111V110H233ZM236 111V110H235ZM202 112L200 113L199 112V115H201L202 114ZM232 112V111H231ZM249 112V111H248ZM248 112H246V115H248L247 113ZM237 113V111L235 112V114ZM239 113V112H238ZM239 113V114H240ZM224 114V115H223ZM231 115H232V113H230ZM234 114V116H235V118L232 116V118H229V120L230 121H232L231 123L232 124H234V122H237V124H235L234 126L236 127V130H237V128H238V126H239V124H241V125H243V123L244 122H242V121H246V123H244V124H246V125H248V130H251V121L249 120L250 118L252 119V122L253 123H255V120H253V118L252 117H250V118H248L249 116H244V118H243V116H236ZM147 115H150V117H149V119L147 118ZM245 115V114H244ZM219 116V117H218ZM226 116V117H225ZM220 117H222V121L220 122V124H218V126H216L217 124H216V122H218L219 121V119H220ZM225 117V118H224ZM206 118L207 117H205V119L204 120H206ZM264 118V117H263ZM148 121H147V120ZM203 119V118H202ZM226 119V120H225ZM232 119V120H231ZM255 119V118H254ZM223 120H225V121H223ZM228 120V121H229ZM216 121V122H215ZM122 123V124H121ZM147 123V124H146ZM150 123V124H149ZM207 123V122H206ZM210 123H209V125H210ZM248 123V124H247ZM230 123L228 122V124H227V122H225V125H229ZM231 124V125H232ZM240 125V126H241ZM144 126H145V128H144ZM149 126V127H148ZM203 126H205V125H203ZM206 126L208 127V124H206ZM211 127V126H210ZM217 127V128H216ZM125 128H126V130H125ZM136 128V129H135ZM202 128V127H201ZM200 128V129H201ZM204 128V127H203ZM50 129V128H49ZM123 129V130H122ZM143 129L145 130V131H143ZM149 129H150V131H149ZM159 129V128H158ZM161 129V128H160ZM159 129V130H160ZM199 129V131H201ZM207 129V128H206ZM137 130V132H135ZM204 130V129H203ZM219 130H222L221 129V126L219 127ZM247 130V129H246ZM52 131V130H51ZM54 132L53 133H55L54 135H51V139L50 138H48L49 140H47L44 144H43V155H46V154H48V155H46V156H44V160H46V162L48 163V166L47 167H45L44 169L45 170H43V175H46V176H43L44 177V179L46 180L45 181V184H46V182H47V184H50L51 185V188L52 187H54V190H57L58 191V189H60L61 188V190H60V192H56L55 191V193L54 194H56V193H60V194H57V196H60L58 199L57 198H54V199H56V200H60L61 201V199L64 201V200H67L68 198H66L65 197V193H69V191H68V189H69V187H70V185H68V187L66 188V186L64 185L65 183H66V181H65V179H66V176H65V174H64V166H63V164H62V158L63 157H65L64 155H63V153H64V151L62 150V149H68V145L69 144H66L65 143V145H64V143H62V142H64V141H59V142H57V143H54V141L55 140H57L56 138L58 137L59 139L61 138L59 135H60V131L59 130H57V129H55V130H53ZM158 131V130H157ZM157 131H156V133H157ZM160 131H162V129L160 130ZM160 131H158L159 133H161ZM197 131V130H196ZM206 131H208L209 132V130H206ZM240 131V130H239ZM131 132V131H130ZM139 132H138V135H139ZM142 132V133H141ZM153 132V131H152ZM151 132V133H152ZM52 133V134H53ZM146 133V135L145 136H147V138L148 137H151V135L152 134H147ZM158 134V133H157ZM221 134V133H220ZM123 136V141H127V139H128V137H126V136ZM134 135H136V134H134ZM216 135V136H215ZM211 136V135H210ZM124 137H126V140H125V138ZM135 137V136H134ZM217 137V138H216ZM117 138V137H116ZM116 138H114V139H116ZM156 138V137H155ZM155 138L154 139H152L151 138V140H148L147 139V141H149V142H151L152 140L153 141H158L157 140V138H156V140H155ZM197 138V137H196ZM199 139V138H198ZM198 139H195L194 138V140H192L193 142H196V143H198V144H200L201 143V141H204L202 138H200L199 140ZM132 140H134V139H132ZM137 140V139H136ZM116 141H118L117 139H116ZM140 140H137V141H133V143L132 144H130L129 146H130V148L132 149H130L131 150V152H130V155L132 154V157H134L135 159H136V161L138 160V162L140 161L139 159L141 158L142 159V157H141V155H142V153H144L143 151H142V147L139 145V143H141V142H139ZM200 143H199V142ZM217 142V143H216ZM60 143H62L61 145V147H63L62 149H56V148H58L59 147V144ZM126 143V142H125ZM245 144H241L243 147H247L248 146V143L247 142H244ZM247 143V144H246ZM56 146H55V145ZM96 143H95V141H91L90 143H87L86 145H84V149L83 150H81V152L83 153V155H84V160H85V169L83 168L82 170H85L84 171V174H85V176L87 177V179L86 180H88V181H84L85 183H83V186L86 188V190L87 191H89L88 189H92V188H88V184L90 185V183L93 181L94 183L93 184H91V185H94L95 183H99V184H102L101 186H99V187H101V188H98L97 186H95L96 187V189L98 188V191H97V193H95V195H94V193H92L93 191V189L91 190V192L90 193H92L93 195H91V198L90 199H88L89 197H90V193H89V196H86V195H88L86 192H84V193H86V195L83 193V196L86 198L84 201H85V205H84V207L86 208V209H88V210H86L88 213L91 211V213H93V211H96L97 212V210L96 209H98V211H99V214H98V216H100V220H99V222L102 220V216L103 215H105L106 214V211L108 210L109 211V209L108 208H112V210H113V217H111V222H109V226L110 227H108V229H106V230H103V228L104 227H106L107 228V226H104L102 229L101 228H99V229H101V230H99V231H95V232H99V233H102V234H105V241L106 242H108V244L109 245H111L116 251L117 250H121V249H123V247L124 246H127V248H126V250L124 251H122L121 253H123L122 255L120 254H114V253H112V255L110 256L109 255V257L108 258H110L111 257V260H113V257H114V259L116 260L117 258V262H115V264H204V261H206V260H204V259H208V256H206V255H210L209 256V258H210V261H211V259L213 258L212 256V253L214 254V252H212L211 251V249H209L211 252H209V250L207 251L209 254H207V252H202L201 254H203L204 253V255L207 257H205L204 255H201L199 252V254L198 255H196V252H195V254H193L194 252H190V251H192V249L190 248V251H189V249L187 250L186 248H182V247H187V245L186 244H188V242H187V240L190 238V237H192V238H190L189 240H193L194 238L193 237H196L197 239H195L194 241L195 242H197V243H199V237L201 236V234H202V237H204L205 239H207L206 240V244L207 245H209V244H211V239L210 238H208L209 236L206 234L207 232V230H206V228H205V226L204 225H207V224H204L203 226H204V229H202V228H198V229H196V227L195 226H193V225H191L192 223H190V225H188L189 227H191V226H193L194 228H195V230H191V231H193L192 233H189L188 234V231H190V229H188V227L186 228L185 226L186 225H184L185 223H187V222H190V219H189V221L187 220V218H189V215H188V217H186V219H185V221H187V222H185L184 221V219L183 218H181L182 217V215H184V213H182V211L184 212L185 210H183L184 209V207H187L188 205H189V207H187V208H190V207H192V206H190L191 204H188L184 199L187 197V198H190V196H188V194L190 195L191 193H192V190H193V188L195 187V186H197V185H192V182L193 181H188L189 179V176H187V175H189L188 173V168H187V171L185 170V169H182V168H179V170H176V172H175V170L173 171V173L171 172L172 170H170V169H172L173 167H175V166H172V164H168L167 165V168L168 167H170V168H168L169 169V173H171L169 176H171L172 175V179H171V177L169 178L170 179V181L172 180L173 181V183L171 184L170 182H168L167 183V181L169 180L168 179V177H167V175L169 174H167L166 175V173L168 172H164V175H163V177L165 176V177H167V178H164V182L160 179V178H162V177H159V176H162V175H160L159 174V176L157 175V173L156 172H154L152 169V171L150 170V167L149 166H146V163H145V166L147 167V169L148 170H150V172L149 171H147V169H146V167L145 166H139V168H142L141 169V171L143 172V176L144 175H146V176H148V178H146L145 176L144 177H141V175L140 176H137L138 178H134V177H132L131 178V176H130V178H128V180H131L132 181V186H134V194L133 193H130L129 191L130 190H132L133 189V187H132V189H131V187H130V189H129V191H128V188H126V186L125 185H122L121 187H122V189L120 190L121 191V193L119 192V195H118V198H116L115 199V201L117 202V204H116V202H114V198L115 197H113L114 196V191L116 190V188L113 186V184H111L114 180L113 179H118V177H117V174H116V171H117V168H118V163L117 162H115L116 160H115V156L110 152V150L112 151V148L110 149V146H108L107 145V148L106 149H104V153L103 154H101V156H100V158H99V162H97V164H96V166H93L96 162L93 160V158H95L96 156H95V154L98 152V150H96L95 148H96V145H95ZM202 144V143H201ZM137 145H139V146H137ZM220 145V144H219ZM218 145V146H219ZM222 145V144H221ZM220 145V146H221ZM66 146V147H65ZM199 147L200 145H195L194 147L196 148V147ZM54 147V148H53ZM60 147V148H61ZM141 147V148H140ZM196 148V151L198 150V151H200V153L201 154H204V153H202L203 152V146L201 145L199 148ZM139 148V149H138ZM120 150H121V148H119ZM141 149V150H140ZM201 149V150H200ZM97 151V152H96ZM141 151H142V153H141ZM197 151V152H198ZM46 152V153H45ZM140 153H141V155H140ZM200 153H198V154H196V155H198V156H201V154ZM57 154V155H56ZM134 154V155H133ZM137 154H139L140 155V157L139 158H137V156H139V155H137ZM137 155V156H136ZM59 158H60V160H59ZM208 161V158H206V161L205 162H207ZM95 162V163H94ZM205 162H203L204 164H205ZM141 164H144V162H141ZM203 164V165H204ZM116 165H117V167H116ZM198 165H202V163H198L197 165H196V167H198ZM172 167V168H171ZM190 167V166H189ZM193 168L195 167V166H192ZM49 169V170H48ZM145 169V170H144ZM176 169V168H175ZM178 169V168H177ZM191 169V168H190ZM182 170V171H181ZM185 170V171H184ZM194 170V169H193ZM45 171V172H44ZM50 171V172H49ZM52 171V172H51ZM55 171V172H54ZM179 171H181L182 173H183V175L181 174V172H179ZM48 172H49V174H48ZM94 172V173H93ZM186 172H188L187 173V175H185V173ZM58 173H60V174H58ZM145 173V174H144ZM147 173V174H146ZM153 173V174H152ZM176 173H178V174H180V176L178 175V174H176ZM52 174H53V176H52ZM96 174V175H95ZM148 174H150V175H148ZM157 175V176H156ZM182 175V176H181ZM185 175V176H184ZM83 176V175H82ZM93 176H96V177H93ZM132 176H133V174H132ZM153 176H155V178H150V177H153ZM184 176V177H183ZM93 177V178H92ZM140 177V178H139ZM185 177H186V179H185ZM83 178H85V177H83ZM98 178V179H97ZM48 179V180H47ZM147 179V180H146ZM188 179V180H187ZM84 180V179H83ZM113 180V181H112ZM146 180V181H145ZM154 180V181H153ZM177 180L179 181L178 183L179 184H177V185H175L176 183H177ZM97 181V182H96ZM111 181V182H110ZM148 181V182H147ZM156 181V182H155ZM162 181V183H160ZM166 181V182H165ZM49 182V183H48ZM154 182V183H153ZM158 182V183H157ZM174 182H175V184H174ZM188 182H190L189 184H191L192 185V188H190V187H188L187 185H188ZM147 183V184H146ZM156 183V184H155ZM111 184V185H110ZM152 184L153 185H155V186H153V187H155V189H153L152 187V189L154 190V192L156 193V194H158V196L157 195H155V198L154 197H152V196H149V195H152L154 192L151 190V193L152 194H148L146 191L149 189V187L150 186H152ZM161 184H162V186H161ZM164 184H166V187H167V185H169L170 186V184L171 185H174V187L172 188V189H170L171 187H168V188H166L165 186H164ZM50 185H48L49 187H50ZM53 185V186H52ZM90 185V186H91ZM148 185H150L149 187H148ZM64 186V188H62ZM87 186V187H86ZM125 186V187H124ZM177 186V187H176ZM194 186V187H193ZM180 187V188H179ZM88 188V189H87ZM177 188H179L177 191H176V189ZM53 189V188H52ZM71 189V188H70ZM165 189V190H164ZM168 189H170L171 191L172 190H174V192L173 193H175V195L174 194H170V190H168ZM192 189V190H191ZM195 190H193V192L194 191H196V190H198V188L196 189V187L194 188ZM204 189H205V187H204ZM157 190H162V191H158V193L156 192ZM138 191V194H141V195H143V197L144 196H147L148 198H149V200H150V197H152V198H154L153 200H156V202L158 201L159 202V198H161V197H159L160 195L161 196H166L167 195V197H168V199H172V198H175V199H173L172 201L173 202H171V200H170V202H168L169 204H170V206H172L171 204H173V206L170 208H168V210H169V213H166L165 212V210H167V208H166V206L164 205V207H161L160 208V202L158 203H155L156 205L158 204L159 205V207H158V205L156 206V205H154L155 206V209H152V211L154 212V210H155V214L156 215H158V214H161L162 216H163V212L166 214H164V221L165 222H161V223H159V225L157 224L158 222H153L152 220H150V218L149 217H147V215H145V216H137L138 214L137 213H135V212H137L136 210H132V209H130V205H128V203L130 202L129 200H131V202H132V204H137V199H139L140 200V195L139 196H136V195H138L136 192ZM140 191H142L143 193H141ZM150 191V190H149ZM165 191V192H164ZM94 192H96L95 190H94ZM140 192V193H139ZM167 192H169V193H167ZM189 192H191V193H189ZM63 193V194H62ZM113 193V194H112ZM136 193V194H135ZM187 193V196H185V194ZM133 194V195H132ZM177 194V195H176ZM182 194H184L183 196H182ZM154 195V194H153ZM170 195H174V197H171ZM93 196V197H92ZM177 196V197H176ZM192 196V195H191ZM63 197H65L66 199H63ZM69 197V196H68ZM88 197V198H87ZM133 197V199H135V201H136V203L134 202V201H132L133 199H131ZM144 198L145 199V202H146V205L148 204V203H150L151 202V200H150V202H148V198ZM193 197V196H192ZM151 198V199H152ZM186 198V199H187ZM244 197H241V199H243ZM88 199V202H86V200ZM161 200V199H160ZM181 200L183 201H185L183 204H182V206L183 207H181L180 206V208H178L179 206V204L178 203H180L181 202ZM188 200V199H187ZM163 201H164V199H163ZM130 202V203H131ZM64 203V202H63ZM86 203H90V204H88L89 205V207H88V205H86ZM113 203H115V205H112ZM140 203V201L138 202V204ZM153 203V201L151 202V204ZM168 203H166V205H169ZM187 203V205H185L184 206V204H186ZM137 204V205H138ZM180 204V205H181ZM91 205V206H90ZM128 205V206H127ZM145 205V206H146ZM111 206H115V207H111ZM154 206H151V205H147V208H149L150 210H151V208L150 207H152V208H154ZM132 208H133V206H131ZM168 207V206H167ZM114 208V209H113ZM91 209V210H90ZM95 209V210H94ZM148 209V210H149ZM170 209H171V211H170ZM158 210V211H157ZM161 210V211H160ZM178 210H182L181 212H179ZM85 211V213H87ZM163 211V212H162ZM186 211H188V210H186ZM248 211H249V208H248ZM1 212V211H0ZM157 212H158V214H157ZM161 212V213H160ZM188 212H190V211H188ZM186 213V212H185ZM200 213V212H199ZM3 214V213H2ZM1 214V215H2ZM137 214V215H136ZM155 214H154V216H155ZM189 214H191V213H189ZM194 215V214H193ZM192 215V217H194ZM195 215H198V214H195ZM205 214H204V211H203V213L200 215L199 214V216H204ZM22 216V215H21ZM21 216H18V217H16V215H11L10 216V218H12V221H13V224L14 223H16V224H14L15 225V227H13L14 228V232H12L13 233V235L14 236H11V237H13L12 239H16L18 242H22V243H25L26 244V242H27V240H25L26 239V237H27V235H24V236H26V237H22L23 239H21V237H19V236H15V235H20V234H22L21 233V231L23 230V228H24V230H27V226H28V224L27 223H24L23 222V217L22 218H20L19 219V217H21ZM161 216V217H162ZM151 217H153V216H151ZM159 217V216H158ZM161 217H160V220H163V218L161 219ZM166 217V218H165ZM190 217H191V215H190ZM196 217V216H195ZM258 217V218H257ZM257 217H254V220L257 222V224L258 225H260V223H261V225L263 224V221H264V218H263V216H262V218H259V216H257ZM261 217V216H260ZM15 218H17V220H15ZM25 218V217H24ZM202 219H200V220H202L203 221V217H201ZM23 219V220H22ZM26 219V218H25ZM179 219V220H178ZM183 219V221L185 222V223H183V221H181ZM260 219V220H259ZM159 220V221H160ZM17 221V222H16ZM20 221H22L21 223H24V224H26V225H23L22 226V224L20 223ZM152 221V222H151ZM179 221H181V223L183 224V226L181 227H179V225H181V223L179 222ZM199 221V220H198ZM196 222V221H194L195 223H201V221H199V222ZM260 221V222H259ZM18 222H19V224H18ZM102 222V221H101ZM178 222V223H177ZM116 223H117V225L118 226H116ZM153 223V224H152ZM156 223V224H155ZM163 223V224H162ZM176 223H177V225L178 226H176ZM204 223H205V221H204ZM102 224V223H101ZM172 224H174V225H172ZM188 224V223H187ZM17 225H19V227L17 226ZM171 225V227L172 226H174V227H172V229L171 228H169V229H171L172 231H179L180 233H181V237L183 238L184 236V238L183 239H185L186 240V242L185 241H179V239L178 240H176V238H178V237H176L175 238V240H174V238H173V240H169L170 241V243L168 242V241H164V240H166V239H163L162 241V243H160V242H157V236H158V238H160V237H163V235L164 234H162L163 233V231H162V227L164 226V228L165 227H168V226H170ZM196 225V224H195ZM197 225H199V224H197ZM260 225V226H261ZM17 226V227H16ZM25 226V227H24ZM158 226V227H157ZM161 226V227H160ZM200 226H202V225H200ZM202 226V227H203ZM157 227V228H156ZM207 227V226H206ZM16 228V229H15ZM18 228V229H17ZM26 228V229H25ZM89 228V227H88ZM87 228V226L84 228L85 230L86 229H88ZM119 228H121V231L124 229L126 232H124V230H123V237L121 238V237H119L118 236V234L116 233L117 232V230H119ZM161 228V229H160ZM175 228V229H174ZM186 228V230H185V232H184V229ZM192 228V227H191ZM105 229V228H104ZM160 229V230H159ZM188 229V230H187ZM19 230H20V234H19ZM202 230V231H201ZM206 232H204V231ZM159 231V234L158 233H156V232H158ZM160 231H162V232H160ZM190 231V232H191ZM16 232V233H15ZM24 232H26V231H24ZM23 232V233H24ZM15 233V234H14ZM87 233H89V232H87ZM87 233H85V238H84V242H85V244H84V246H85V248H88V246H89V244H91L93 241L91 240L90 241V239H92V238H95V239H93V240H97L98 238L97 237H95L96 235H93V233H91L92 235H93V237H91V235L90 234H87ZM197 233V234H196ZM205 233V234H204ZM195 234V235H194ZM198 234H200V235H198ZM97 235H100V234H97ZM157 235V236H156ZM198 235V236H197ZM203 235H205V236H203ZM22 236V235H21ZM133 236V237H132ZM179 236V237H180ZM188 236V237H187ZM190 236V237H189ZM19 237V239H17ZM91 237V238H90ZM175 237V236H174ZM201 237V238H202ZM97 238V239H96ZM171 238V237H170ZM182 238H180V240H183ZM21 239V240H20ZM162 239V238H161ZM188 240V241H189ZM198 240V241H197ZM15 240H13V242H14ZM24 241H26V242H24ZM102 241V239H99V242H101ZM158 241H159V239H158ZM172 241V242H171ZM173 241H177V243L176 242H173ZM90 242V243H89ZM96 242V241H95ZM164 242H167L166 244L168 245H165V243ZM184 242L186 243L185 245L186 246H184V245H182V244H184ZM30 243V242H29ZM28 243V244H29ZM158 243V244H157ZM174 243V244H173ZM201 243H202V241H201ZM88 244V245H87ZM156 245H157V247H156ZM176 245V246H175ZM206 245V246H207ZM23 246H27V245H24L23 244ZM87 246V247H86ZM169 248V253L168 252H165V251H168V248ZM182 246V247H181ZM98 247H99V244H98ZM156 247V248H155ZM164 247H166L167 248V250H165L166 248H164ZM153 248H155V249H153ZM163 248H164V251H163ZM100 248H98L97 250L95 249L94 250V254H95V256L97 257V264H107L108 262H109V259H105V258H103L102 256H101V254H100V250H99ZM119 250V251H120ZM188 252H187V251ZM96 251H98V252H96ZM194 251V250H193ZM164 252H165V254H164ZM162 253H163V255L165 256L164 258H162ZM113 254H114V256H113ZM167 255H168V257H169V255H170V258L167 260ZM113 256V257H112ZM119 256V257H118ZM199 256H201V258L199 257ZM196 257H199V258H196ZM119 258H122V261H119ZM165 258H166V260H165ZM172 258H173V260H172ZM208 261V260H207ZM206 261V262H207ZM166 262V263H165ZM205 262V263H206ZM207 264H208V262H207Z\"/></svg>", "mask_w": 264, "mask_h": 264}]
</instances>
